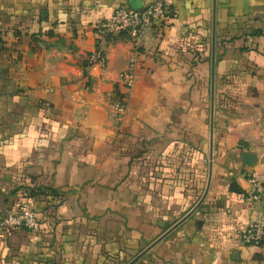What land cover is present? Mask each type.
Masks as SVG:
<instances>
[{
  "label": "crops",
  "instance_id": "0c3cea01",
  "mask_svg": "<svg viewBox=\"0 0 264 264\" xmlns=\"http://www.w3.org/2000/svg\"><path fill=\"white\" fill-rule=\"evenodd\" d=\"M151 1L0 0V209L40 221L0 230V264H264L240 240L262 210L264 0H164L89 66L112 9Z\"/></svg>",
  "mask_w": 264,
  "mask_h": 264
},
{
  "label": "built area",
  "instance_id": "2783aa9c",
  "mask_svg": "<svg viewBox=\"0 0 264 264\" xmlns=\"http://www.w3.org/2000/svg\"><path fill=\"white\" fill-rule=\"evenodd\" d=\"M169 17V10L164 0H153L141 8H129L118 6L96 27L97 46L89 56V66L106 65L105 43L115 37L131 35L140 38L143 32L150 27H159ZM136 61L132 60L123 78L126 85L131 86L135 80ZM121 110V106L117 107ZM250 197L262 203L259 217L250 222L242 233L240 240L245 245L264 247V173H252L249 175ZM40 221L35 207L25 201L16 211H5L0 209V230L11 231L16 227L35 230Z\"/></svg>",
  "mask_w": 264,
  "mask_h": 264
},
{
  "label": "water",
  "instance_id": "95a60500",
  "mask_svg": "<svg viewBox=\"0 0 264 264\" xmlns=\"http://www.w3.org/2000/svg\"><path fill=\"white\" fill-rule=\"evenodd\" d=\"M214 77H215V71H214V69H213V80H212V103L214 104V96H215V81H214ZM246 157H249V155L247 154V153H245V155H244V158H246ZM245 162L247 163V164H250L248 161H246L245 160ZM203 200V199H202ZM201 200V201H202ZM201 201L197 204V206L201 203ZM197 206L195 207V208H197ZM194 208V209H195ZM193 212V211H192ZM191 214V213H190ZM189 216V215H188Z\"/></svg>",
  "mask_w": 264,
  "mask_h": 264
},
{
  "label": "trees",
  "instance_id": "16d2710c",
  "mask_svg": "<svg viewBox=\"0 0 264 264\" xmlns=\"http://www.w3.org/2000/svg\"><path fill=\"white\" fill-rule=\"evenodd\" d=\"M24 202H25V200H24Z\"/></svg>",
  "mask_w": 264,
  "mask_h": 264
}]
</instances>
